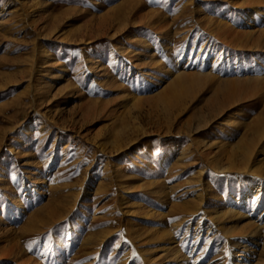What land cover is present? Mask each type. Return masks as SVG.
Returning <instances> with one entry per match:
<instances>
[{
  "label": "rangeland",
  "instance_id": "1",
  "mask_svg": "<svg viewBox=\"0 0 264 264\" xmlns=\"http://www.w3.org/2000/svg\"><path fill=\"white\" fill-rule=\"evenodd\" d=\"M252 4L0 0V264H264Z\"/></svg>",
  "mask_w": 264,
  "mask_h": 264
},
{
  "label": "bare ground",
  "instance_id": "2",
  "mask_svg": "<svg viewBox=\"0 0 264 264\" xmlns=\"http://www.w3.org/2000/svg\"><path fill=\"white\" fill-rule=\"evenodd\" d=\"M263 2H264V0H253V4H255V5L264 4ZM260 7H261V5H260ZM253 22H254V18L253 17H248V19L245 20L244 25L242 26V31L240 33L239 32L238 33H234L235 31H233V33H234L233 34L234 36H232L233 37V43H235V44L238 43L239 47H242L243 45L241 46V44L246 43L248 41V39H250L251 35H250L249 27H250V25ZM220 33H221L220 34V38L221 37H225V35H226L225 31L224 32L221 31ZM232 37H231V39H232ZM227 38H229V37H227ZM189 63H190L189 59L183 61L181 63V70H185L187 68V66L189 65ZM183 77H184V73H181V74L179 73V74L173 76V78L171 80V83L169 82V85L172 88H174L175 84L177 85L178 83H181L180 81H181V79ZM197 77H200V76H197ZM195 83H196V81H195ZM185 85H187V84L185 83ZM256 136H257L256 137L257 140H256V143L254 142L255 144L252 146V148L245 146V148L243 149V151L241 153V157H240V163L241 164H240L239 168H242V170H248V171H252L253 172L254 171L253 170V165L258 163V161H259L258 160V156H260V154L264 153V142H263V140H264L263 139V137H264V128L262 130L261 129L258 130L256 132ZM256 174L257 173H255V171H254L253 175H256Z\"/></svg>",
  "mask_w": 264,
  "mask_h": 264
},
{
  "label": "snow or ice",
  "instance_id": "3",
  "mask_svg": "<svg viewBox=\"0 0 264 264\" xmlns=\"http://www.w3.org/2000/svg\"><path fill=\"white\" fill-rule=\"evenodd\" d=\"M14 178V177H13Z\"/></svg>",
  "mask_w": 264,
  "mask_h": 264
}]
</instances>
